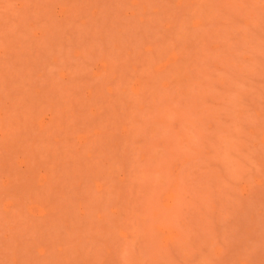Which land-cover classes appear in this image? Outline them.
<instances>
[{
	"label": "rangeland",
	"instance_id": "obj_1",
	"mask_svg": "<svg viewBox=\"0 0 264 264\" xmlns=\"http://www.w3.org/2000/svg\"><path fill=\"white\" fill-rule=\"evenodd\" d=\"M0 264H264V0H0Z\"/></svg>",
	"mask_w": 264,
	"mask_h": 264
}]
</instances>
